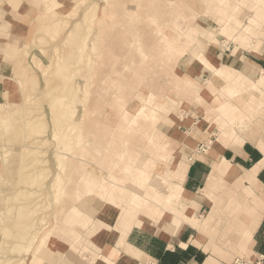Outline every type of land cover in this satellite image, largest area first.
Returning <instances> with one entry per match:
<instances>
[{
    "label": "rangeland",
    "instance_id": "rangeland-1",
    "mask_svg": "<svg viewBox=\"0 0 264 264\" xmlns=\"http://www.w3.org/2000/svg\"><path fill=\"white\" fill-rule=\"evenodd\" d=\"M193 1L195 3L189 0H162V3L169 5L173 11L165 16H156L157 26L167 29L169 37L174 36L177 31V34L181 35L179 36V39H182L181 42L188 43L186 50L178 54L180 58L177 62L171 61V58L167 59L178 51L173 47L166 50L165 53L168 56L164 58L165 60L151 62L147 72L142 66H134L136 74H133L129 80L127 90L119 91L115 99L118 109L105 104V108L98 114L99 130L90 129V132L87 130L84 134L89 137H86L87 139H90L91 136H95L93 134L100 132L106 134L109 130L116 129L121 120V110L129 109L131 113H136L145 103L149 110L160 111V120L157 125L168 136L164 135L169 148L167 155L171 156L175 166L172 167L168 163V156L165 157L167 163L158 165L157 169L153 168V164L158 156L153 157L152 164L146 165L145 172H151V180L147 182V185L151 184L154 187L151 195L146 194L147 185L146 189L141 191L130 179H126L124 182L118 181L119 184H116L118 189L113 192L110 190L112 196L116 198L114 202L99 206L102 201L92 196V201L86 202V207L92 208L96 220L101 214L109 226L98 224L97 232L89 234L91 226H82L80 223L76 226L73 219L77 220V218H73V215L71 217L73 212L70 213L69 207L75 205L77 189L70 184L64 186L68 190L61 189L62 194L73 195V200L69 202L71 205L67 208L59 209L61 199L59 202L56 201V188L52 185L54 177L58 175L56 171L59 170L56 166L57 161L54 157L52 158L55 154L53 151L63 149L62 152H65L66 147H69L67 142L71 143V138H67L70 136V129L61 128L59 135L54 136L52 114L56 108H60L57 95L65 93V87L71 82L69 78L83 83V74L86 72L87 65L85 60L76 58V63H72L69 71L70 76L63 77L67 72L63 69L62 78L59 80L57 74H53L52 67L56 61L63 63L69 59L68 50L67 48L58 49L56 55L53 52L58 44L64 46L62 41L68 36L67 45H71L75 55H79L80 51L82 52L83 44L81 43L86 30L89 31L88 26L95 27L99 17L103 16L102 7L110 8L118 3L122 8V4H129V1L127 3L124 0H0V61L5 60L4 63L7 65L6 69L0 65V264H35L30 257L35 248L40 246L42 238H44L45 246L42 247L41 253H38L40 262L38 264H97L99 262L109 264L101 248V240H105V234L109 233L106 241H111L114 245L125 238L124 228L127 226L130 228L131 224L143 227L165 226L168 229L169 226L182 220L183 217L169 220L173 215L165 210H155V204L160 205L163 201L164 193L168 190V183L166 184L165 181H172L173 173L180 163L189 164L187 153L185 157L182 156L183 151H188L189 146H195L198 154L207 152L210 156H215L213 149L224 130L229 133L232 130L234 135L244 136L264 132V86L256 80L262 73L250 75L254 80L249 79L251 83L246 82L243 90H236L232 95L219 87L217 92H206L202 100H197L194 96L199 86L207 85L208 79H216L212 72L204 67L202 61L197 59L199 52L204 55V59H209L215 66H221L230 61L226 54L230 53L234 45L233 53L238 55L243 47L251 49V40L256 38L258 42L255 48L258 50L264 38V25L254 23L253 19L259 18V12L264 7V0H242L240 8L232 11L234 15L242 19L240 27L235 26L234 18L221 22L219 20L221 13L214 9L211 0ZM97 2L99 5L94 6L93 4ZM132 7L135 8V5ZM147 12L148 9L142 8L139 19H142L141 16ZM119 15V13H115V16L109 13L105 19L111 22L112 19L117 20L116 16ZM78 20L81 21L80 27L73 29V25ZM135 23L137 24L138 21ZM175 23L176 29H173ZM251 24L257 31L248 36L246 44H241L237 33L240 34L246 25ZM180 25L183 29L179 27ZM223 25L235 27L234 37L231 36L233 38L224 35ZM131 37H137V35L134 34ZM176 37L177 35L173 38ZM174 40L175 46H178L180 42L177 39ZM136 52L135 58L140 51ZM153 53L155 56L158 54L156 51ZM220 54H224V57ZM126 70H131V67L127 66ZM60 83L62 85H59ZM215 83L218 86L223 85V81L218 79ZM81 91L83 92L80 97L86 90L84 88ZM69 96H66V105L78 101V98L72 100L68 98ZM80 97L77 103L78 109L84 112L93 98L89 97L86 101ZM228 101L238 114L242 113L239 120L237 119L233 124L219 116L223 115V106ZM86 103L87 106H85ZM162 105H164L163 108H161ZM78 116L79 113L77 119H79ZM138 117L141 124L134 125L137 131L124 134L128 139L127 142L132 145L129 146L127 142L118 143V145L122 151L131 150L132 153L137 151L139 156L143 157L148 154V137L150 135L154 137V133L147 130L153 121L150 118L145 120L141 115ZM69 121L73 120L64 119L65 123ZM143 123H148V126ZM93 124L90 123V126H94ZM55 138L58 139L55 141ZM36 139H44L42 141L47 142L37 148L35 157L32 152L24 158L26 150L24 151L22 146L26 145V142L28 145L36 146L37 143H31ZM93 140L91 138V141ZM93 145L91 143L88 147L94 150L96 145ZM29 156L32 157L30 161ZM102 156L103 153L97 154L98 159ZM33 157L38 160L35 165L30 164ZM42 159H48L49 162L43 163ZM122 163H126V160ZM45 165L50 169L44 170ZM213 165L215 163H212V167ZM102 173L105 175V170ZM74 175L76 176L77 172H74ZM70 176L69 173H63L62 181L66 182V178L69 179ZM146 196L149 202L144 204L143 199ZM205 197L212 201L213 222L220 213L221 215L230 214L229 216L232 217L223 240H229L225 246L231 247L237 254L243 256L236 251V247L241 241L240 234L245 230L248 231V222L254 213L238 203L257 206L259 197L253 195L241 177L235 173L227 177L216 175L212 181L211 194ZM41 203L43 206L38 207ZM228 203L233 205L231 211L227 206ZM23 206L27 209L25 212L32 210L31 214L27 213L30 214L27 217L18 216L21 213L19 211H24ZM176 206L179 209L184 208L180 203H176ZM190 206L195 208V202ZM35 207L38 210L34 209ZM200 214L205 215L206 210L202 209ZM162 227L161 230L164 232L165 229ZM225 227L223 223L222 230ZM215 231L216 228L210 227L203 232L216 235ZM35 232H38L36 238H31L30 235ZM75 235L78 239H75ZM57 247L60 248V253L56 252ZM116 249L114 246L106 245V251L115 250L120 253L122 250L119 247Z\"/></svg>",
    "mask_w": 264,
    "mask_h": 264
},
{
    "label": "bare ground",
    "instance_id": "bare-ground-1",
    "mask_svg": "<svg viewBox=\"0 0 264 264\" xmlns=\"http://www.w3.org/2000/svg\"><path fill=\"white\" fill-rule=\"evenodd\" d=\"M124 1H126L127 3L129 1V4L126 5L125 3L122 4L123 6L122 8L121 5H119L118 3L113 4L112 6H110V8L102 7L103 16L101 15V17H99L95 27H91V25L88 26L87 29H89V31L86 30L84 40L81 43L83 44L82 52L80 51L79 55H75V52L73 51L71 45L70 46L67 45L68 36H66L62 41L64 43V46L58 44V46L55 47L53 52L54 55H56L58 49L67 48L68 50L67 53L69 59L65 60V62L63 63L60 61H56L55 65L52 67V69H54L53 74L56 73L57 78L59 80L60 78H62L61 72L63 69L67 70L66 74L63 77L70 76L68 74L72 68V63H76V58L85 60L87 65L86 72L83 74L84 82L80 83L78 80L74 78H69L71 82L69 83V85H67V83L65 84L67 85L66 87L64 86L65 93L62 94L60 92L61 94L57 95L58 96L57 102L59 103L58 107L60 108H56L54 114H52L53 116L52 128L55 133L54 136L59 135L61 128L63 129L66 128L68 130L70 129L71 131L70 136L72 137L70 136L67 137V138H71L70 140L71 143L67 142L69 146L66 147L67 151L62 152L63 149L62 150L57 149V151L52 149L54 150L53 153H55L52 155V158L54 157V159L57 161L56 166L59 169L58 172L56 171L58 175L54 177L52 185L53 187L55 186L54 188H56V194H57L56 201L59 202L61 199V202L59 203L58 206L59 209L67 208V206L71 205L69 204V202L73 200L72 197L73 195L71 196L69 194H62L61 189L68 190L64 186L65 185L69 186V184L70 186H74V188L77 189V191L75 192L76 194L75 205H71L72 207L71 206L69 207L70 213L73 212V214H71V217L73 215V218L75 217L77 218V220L73 219V222L75 221L74 224L76 223V226L79 223L82 226H89V227L91 226L92 228L90 229L89 234H93L97 232L96 230L98 224L101 226L104 225L109 226V224L105 220H103L101 214L99 218L97 217L98 220H96V218H94L95 213L92 211V208L86 207V202H90L92 196H96L100 201H102L99 204V206H101L103 203L105 205L106 203H110L112 201L114 202L116 198L112 196L110 190H112L113 192L114 190L118 189L116 187V184H119L118 181L124 182L126 179H130L133 185H136L141 191L145 190L147 182H150L151 180V172L149 171L145 172V167L147 164L150 165L153 163L154 156H158V159L156 160L155 164H153V168L155 169H157L158 165H163L167 163V160H169L168 163L172 167L175 166V162L172 160L171 156L167 155L168 153L167 151H169L168 143L165 141V137L167 135L162 130H160L159 126L157 125V123L159 124L158 121L160 120V111H156L153 109L149 110V108L145 103L139 107L136 113H131L129 109L121 110L120 112L121 120L116 129L109 130L108 133L106 134H103L101 132L98 134H93L95 135L93 137L90 134L91 138L94 139L93 141H91V138L87 139L86 138L88 137L87 135L84 136L87 130H89V132L90 129L99 130L98 124L100 122L98 121L99 120L98 114H100L101 111L105 108V104L111 105L118 109V105L116 104L115 99L119 91L127 90V87L129 85V80L133 77V74H136V71L134 70V66L137 65L142 66L144 69H146L145 72H147V69L149 68L151 62H154L155 60L157 61H160L162 59L165 60L164 58L165 57L167 58L168 56L165 53L166 50H170L173 47H175L178 51L175 52L171 57L168 56L167 59L169 60L171 58V61L177 62V60L180 58L178 54L180 55L181 52H184L186 50L185 48L186 45H188V43L181 42L182 39H179V36L181 37V35L177 34V31H175L176 33L174 35V36L177 35V37L173 38L174 36L169 37L167 33V29L165 30L163 29V27L157 26L158 21L156 20V16L157 17L165 16L173 11V8H171L169 5L165 3H162V0H124ZM211 1L214 4V9H216L217 12L221 13V15H219V20L221 22H225L228 19L234 18L233 22L236 27H240L242 25L241 22L242 19H240L239 16L234 15L232 13V11L234 12L238 8H240V4L242 0H211ZM189 2L195 3V1L193 0H189ZM93 5L98 6L99 3L97 2L96 4ZM132 5H135V8L132 7ZM211 7H213V5ZM142 8L148 9V12L141 16L142 19H139L140 10ZM109 13L113 14L114 16L115 13H119L120 15L116 16L117 20L112 19L111 22H107L105 18ZM258 17L259 19L263 20L264 7L260 10ZM259 19L257 20L255 18L253 19V22L259 24L261 21ZM137 21L138 23L136 24L135 22ZM80 23L81 21L78 20L73 25V29L79 28ZM175 25L176 23L173 25L174 27L173 29H176ZM251 25H246L244 27V30L240 34L237 33L238 40L241 44H246L248 42V36L251 35V33H255L257 31L255 30V26L253 24ZM179 27L183 29L182 25H180ZM234 29L235 27L233 26L232 27L225 26L223 28V33L225 36L233 38ZM134 34H136L137 37H131ZM174 39H177V41L180 42L178 46H175L176 42ZM136 51H140L137 58H135V55L137 53ZM153 51L158 52L157 56H155ZM197 59L202 61L204 67L210 70L212 74L216 77V79L223 81V85L218 86L215 83L216 82L215 78H213L212 80L208 79L207 85L199 86L198 89L195 91L194 96L197 100H202V98L206 96V92L209 91L217 92L219 90L218 89L219 87L222 90L223 89L227 90L226 92L232 95L236 90H240V89L243 90L244 84L246 82L248 83L250 82V80L241 70H237L225 64H222L221 66L220 65L215 66L209 59H204V55H202L201 52L197 54ZM127 66H130L131 70H126ZM237 79H239V82H237ZM57 82L59 81L57 80ZM59 85L62 84L60 83ZM61 88H63V86ZM84 88L86 91L84 92V95L80 97V94L83 92L81 91V89ZM66 96H69L68 98H72V100L78 98V101H74V103L72 102L70 105L68 104L66 105L65 102ZM79 97L84 98V100L86 101L89 100V97L93 98L88 106L86 103L85 106L87 107L84 112H80V110L78 109L77 103L79 102ZM163 107L164 105L161 106V108ZM223 107H224L222 112L223 115L221 114L219 115L221 118H224L225 121H228L230 124L235 123L237 119L239 120L241 116L240 114L242 113L238 114L237 110L231 106L229 101ZM77 112L79 113L78 116L79 119H77V115H78ZM140 115L144 117L145 120L150 118L154 123V124L151 123V125L149 126L148 123H143V125L148 126L147 127L148 131H152L154 133L153 138L149 134L150 137H148V143H149L148 154L144 155L143 157L139 156V152L137 151H134L133 153L131 152V150H129L128 152L122 151L118 145V143H124L128 141L126 135H124L125 133L137 131L134 125L136 123L141 124L138 120L139 118L138 116ZM92 116H94L93 119H91ZM66 118H70L73 121H69L65 123L64 119ZM90 123L92 124L94 123L93 124L94 126H90ZM63 131H67V130H63ZM145 132L146 134H148L146 130ZM51 137L53 136L51 135ZM56 139L58 138H55V141ZM42 140L41 139L39 140L36 139L34 141L32 140L33 142L31 143L34 144L37 143L36 146H31L30 144L28 145L26 142V145L22 146L23 150L24 151L26 150V152L23 155L24 158L25 156H27L28 153H32V152H33V156L35 157L34 154L37 153V148L42 147L43 143L47 142V141L43 142ZM243 140L244 137L241 134L234 135L232 130L231 133L224 130L221 132V135L219 139L216 141L215 146L217 145L221 146V149L225 147H231L235 149L238 146L242 145ZM59 143H60V139H59ZM91 143L96 145L95 147L96 149L93 150L88 147L89 144ZM131 145L132 143H129V146ZM98 153H103L101 159H98L97 157ZM166 156H168L167 160L165 159ZM34 157L32 163L30 162L31 165H35L38 163V160ZM31 158L29 159V161L31 160ZM124 160H126V163L123 164L122 162ZM47 161L48 159L41 160V162L46 164ZM188 167H189L188 163L186 162L180 163V166L176 168V171H174L173 173L172 181L169 182L165 181L166 184L168 183V190L166 193H164L165 196L163 201L161 202L160 205L155 204V210L157 209L162 211L165 210L171 215H173L169 220H172L175 217L182 218V215L186 213L188 209H194L190 206V204L194 202V193L187 190L182 185V181L186 176ZM43 169L45 170L50 168L45 165ZM235 169H236L235 166L232 165L226 159L221 160L219 164H215L213 167L211 178L209 179L206 188L202 189L203 196L205 195L209 196L211 194L212 181L216 175L220 177L231 176L232 174L235 173ZM103 170H105L106 172L105 175L102 173ZM74 172H77V175L80 174L79 177H77V175L75 176ZM255 172L256 170H253V173ZM63 173H69L71 175L69 179L66 178V182L68 183L62 181ZM55 180H56V185H54ZM147 188H148V192L146 194L151 195V190L154 187L151 184H148ZM58 193L61 194L59 195ZM145 198L143 199L144 204L149 202L148 200L149 198L147 196ZM33 199H35V196H33ZM30 202L32 203V201ZM176 203L182 204L184 208L179 209L176 206ZM238 205L248 210H252L255 215L257 213L256 208H254L253 206H249L246 204H239V203ZM39 206L42 207L43 206L42 203L41 205H38V207ZM28 207L29 206H27L26 208ZM22 208L24 209V206ZM25 209L24 211L22 210L19 211L20 209L17 210V212L18 211L21 212L20 215H18L19 217H21V215L22 217L23 216L27 217V215L29 216L31 214L32 210L29 211L30 214H27L29 212L27 211L25 212ZM28 209H30V207ZM34 209H37V207H35ZM130 217L132 218V215H130ZM212 219L213 216L210 215L202 220L200 225L202 231H207L211 227ZM192 222H194V220H192ZM37 233L38 232H35V234L32 233L30 235L31 238H36ZM75 239H78L77 235H75ZM43 240L44 238H42L41 240L42 242L39 244L40 246L35 248L32 257H30L35 264L40 263L38 260L39 259L38 253H41L42 247L45 246ZM39 250L40 252H37ZM124 255L137 257L138 253L136 252L134 247L129 246L126 249V253H123V256ZM111 264H115V262L111 261Z\"/></svg>",
    "mask_w": 264,
    "mask_h": 264
},
{
    "label": "crops",
    "instance_id": "crops-1",
    "mask_svg": "<svg viewBox=\"0 0 264 264\" xmlns=\"http://www.w3.org/2000/svg\"><path fill=\"white\" fill-rule=\"evenodd\" d=\"M259 20L263 26L264 18ZM257 42L256 38L252 39L250 46L252 48L243 47L238 55L233 53L234 45L230 53L226 54L230 61L224 64L241 70L250 80H254L250 75L262 73L256 80L264 86V38L258 50L255 48ZM220 55L224 57V54ZM4 61L2 59L0 65L6 69L7 65ZM242 136L244 137L242 145L235 149L231 147L221 149V146H215V156H210L207 152L200 155L196 152L195 146H189L188 151H183V157L187 153L189 167L182 185L194 193L195 208L188 209L182 215V220L169 226L168 229L161 226L165 229L164 232L160 226L143 227L131 224L130 228L129 226L124 228L125 238L118 241V245L111 244V241L107 242L109 233L105 234V240H101L104 253H101L108 257V263L111 264V261H114L115 264H264V132ZM223 159L235 166V175H239L251 193L259 197L257 206H253L257 213L249 220L248 231L239 233L241 241L236 251L243 256L237 254L231 247L225 246L229 240H223L232 219L230 214L221 215L220 213L214 222L213 217L211 228H216V235L204 234L200 226L202 220L212 215L214 211L212 201L203 196L202 189L211 178L214 167L212 163L219 164ZM253 170L256 172L253 173ZM227 206L231 211L232 203H228ZM202 209L206 210L205 215L200 214ZM241 219L246 218L241 217ZM223 223L226 226L224 230H222ZM108 244L122 250L120 253L115 250L106 251ZM181 244L189 246L181 248L179 246ZM129 246L135 248L137 257L123 256ZM65 249H67L66 246ZM56 252L60 253V248Z\"/></svg>",
    "mask_w": 264,
    "mask_h": 264
},
{
    "label": "snow or ice",
    "instance_id": "snow-or-ice-1",
    "mask_svg": "<svg viewBox=\"0 0 264 264\" xmlns=\"http://www.w3.org/2000/svg\"><path fill=\"white\" fill-rule=\"evenodd\" d=\"M181 248H187L189 245L188 244H181L179 245Z\"/></svg>",
    "mask_w": 264,
    "mask_h": 264
}]
</instances>
